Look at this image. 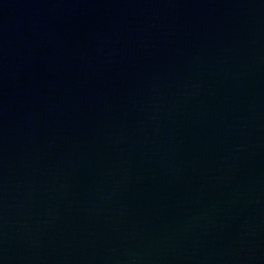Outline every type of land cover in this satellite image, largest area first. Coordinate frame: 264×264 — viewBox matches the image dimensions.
Returning a JSON list of instances; mask_svg holds the SVG:
<instances>
[{"label":"water","instance_id":"1","mask_svg":"<svg viewBox=\"0 0 264 264\" xmlns=\"http://www.w3.org/2000/svg\"><path fill=\"white\" fill-rule=\"evenodd\" d=\"M0 264H264V0H0Z\"/></svg>","mask_w":264,"mask_h":264}]
</instances>
